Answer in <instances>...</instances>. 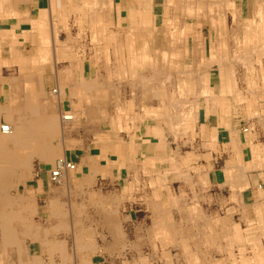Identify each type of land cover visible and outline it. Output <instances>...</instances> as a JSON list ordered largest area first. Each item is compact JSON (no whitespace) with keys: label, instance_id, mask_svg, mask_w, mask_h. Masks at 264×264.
I'll list each match as a JSON object with an SVG mask.
<instances>
[{"label":"bare ground","instance_id":"1","mask_svg":"<svg viewBox=\"0 0 264 264\" xmlns=\"http://www.w3.org/2000/svg\"><path fill=\"white\" fill-rule=\"evenodd\" d=\"M69 2L70 12L63 14ZM49 3L34 13L18 8L12 0H0V20L22 15L32 19L28 29H21L20 24L0 28V264H57L43 260L33 252L31 244L41 240L43 250L50 251V255L61 250L52 248L61 239L60 229L65 231L61 235L70 233L76 242L79 264H93L90 252L102 257L105 251L122 253L128 247L135 251V264H142L150 254H143L140 242L129 237L126 227L121 232L114 228L117 219L121 222V217H114L115 199L123 198L116 191H104L97 184L98 175L120 178L116 172L125 164L132 181L131 193L139 191L144 176H149L151 183L157 177L188 181L196 178L199 189L204 188L211 170L199 164L189 165L179 140L182 135H194L202 113L205 118L218 117L219 126L223 116L245 105L258 115L255 101L258 96L264 97V0ZM177 6L180 10L173 11ZM73 26L77 29L72 31ZM61 31L67 33L66 41L60 38ZM88 48L91 54H87ZM59 64L55 82L49 69L52 65L57 69ZM91 118L100 123L95 126L100 129V138L88 147L75 134L83 129L84 119L87 133L93 131L88 121ZM158 119L162 120L161 131L153 128L154 137L143 138L148 123L153 125ZM218 125L211 130L212 141ZM163 130L177 142V147L155 149ZM121 132L128 133L124 155ZM249 135L254 137L253 132ZM234 139L235 134L230 142ZM101 141L112 146L102 148ZM207 142L202 138L198 148L193 145V155L198 154V159ZM257 147L259 158L250 161L252 166L264 164L260 144ZM73 150H84L79 152V160L72 158ZM145 161L149 162L147 168ZM171 163L174 166L169 168ZM232 165L231 183L237 191L238 181H247V168ZM247 167L251 168L249 164ZM45 172L51 190L39 193L36 184L30 187L29 183ZM152 187L145 191L155 207L151 254L165 256L166 262L173 264L167 247L177 245L182 248L174 254L178 264H211L208 250H200V245L215 240L218 220L211 224L215 225L214 232L206 222L200 223L202 230L190 225V231L184 233L176 218L167 217L165 221L163 213H155L166 203L172 209L177 205L179 208L182 200H157L160 193L154 184ZM47 192L53 193L48 207L55 210V231L53 227L40 231L35 218L38 197ZM181 193L185 195L187 191ZM63 194L66 200L62 201ZM186 205L187 201L181 209ZM198 207L202 208L195 202L186 208L188 215L180 217L181 223L197 224ZM260 223H264V217ZM262 224L260 229H264ZM234 229V233L224 235L230 241L229 247L217 244L219 249L230 252L232 261L220 258L215 259L216 264H264V233L253 227ZM97 235L102 239L100 244L95 242ZM159 243L162 248H158ZM235 249L241 259L234 256Z\"/></svg>","mask_w":264,"mask_h":264},{"label":"crops","instance_id":"2","mask_svg":"<svg viewBox=\"0 0 264 264\" xmlns=\"http://www.w3.org/2000/svg\"><path fill=\"white\" fill-rule=\"evenodd\" d=\"M12 1L15 2L18 8H24L25 10L29 11L33 10L34 13L39 8L47 7V5L50 4L49 0H28L25 3H23L22 0ZM69 6L70 2L68 3V10L65 9L63 11V14H67L70 12ZM31 21L32 19H30V16L25 15L14 18L13 20L2 19L0 20V28L3 29L6 27H10L11 25L20 24L21 29H28L31 27ZM73 27L74 28L72 29V31L74 29H77V27ZM73 33H76V31H74ZM59 36L61 40H67V33H65V31H61ZM86 52L87 54H91L92 49L90 50V48H88ZM66 62H68V60H64L63 63ZM60 66L61 64H59L56 69L55 65H52L51 69H49V72L53 80L55 79V82L57 81L56 76L57 72H59L58 69ZM62 67H66L65 64H63ZM91 70L92 74H95V69L92 68ZM63 72H67V70H64ZM255 104L258 109V115L249 112L247 106L245 105V108H242V110L240 108H237L236 110L239 109L238 111L223 116L222 126L218 125V117L210 116L205 118L204 113H202V121L198 120L196 128L194 129V135L185 134L181 136V140H179L181 153L183 154L182 156L187 160L188 164H196V166L197 164H199L198 167L202 165L207 166L208 169L211 170V174L209 175L207 180L203 182L204 188H202V190L199 189L196 178L188 181L181 177L180 179H169L166 176L157 177L151 183L149 176H144L145 178L140 183L139 191L134 190L131 193L130 185L132 184V181L131 177L128 175V171H126L125 169V164H123L122 167L118 168V171L116 172L117 175L118 173L120 174V178L116 176L117 178L110 177L104 179L101 175H98L97 184H101L100 186L103 187L104 191H116V195H120L123 198L122 201H120L118 198L115 199L116 207L114 208V217H121V222H118L119 219H117L116 223L114 224V228L117 232H121L124 231V228L126 227L129 237L131 239H135V241L137 240L138 242H140L139 245L143 254H150L149 256L144 258V262L142 264H168L166 262L165 256H153V254H151V250L153 249L149 245L151 233L150 229L155 224V220L153 219L155 207L151 206L149 199L146 197L145 191H151L153 188V184L157 187L156 189H158L160 193L159 196H157V200L169 201V198L173 197L182 200L180 201L181 207L185 205L186 201V208L192 206V203L195 202L202 207H198L200 210V220L195 225L191 224L190 222L181 223L183 220H181L180 217H184L183 214L188 215V212H184L186 208H178V205L175 206L176 208L172 209L170 208V203H166L164 204V209H160L155 212L157 214L163 213L162 215H164L165 221H167V217L176 218V220H178V225L180 224V227H184V229H182L183 231H190V225L200 227V230H202L204 227L200 223L203 224L209 222L210 226H212V222H214L215 219L218 220V223L216 224L217 232L214 235L215 240H208L206 246L205 243L204 245H200V250H208L207 260L211 264H216L215 259L220 258H228V262L232 261V256H229L230 252L219 249L217 244L222 243V246L229 247L230 241L229 239L225 238L224 235L232 234V232L234 233L235 227H239L240 229L253 227L254 229H258L256 232L259 231L260 233H264L263 227L261 229L259 228V225L262 224L260 223V218L264 217V119L262 118L264 117V97L261 98V96H258ZM249 109L251 110L252 108ZM95 120L96 118L88 119L90 128L92 127L93 131H88L87 133V130H85V125L88 127V123L86 122L87 120L84 119L85 125L82 127L83 129L75 134L78 137H82L85 140L86 146L88 147L91 146L93 142L98 141L100 138V135L97 133L100 129H95V126H98L100 123ZM213 125H218L217 135L214 139L215 141H212V138L210 137L211 130L214 127ZM161 127H163L161 119H158L156 123H153V125L151 122H149L146 128L147 133L145 134V136H143V138H153L155 135L152 133L153 128H157L159 131H161ZM112 129L117 130V128L115 127H113ZM101 131L103 132V130ZM197 132L198 135L196 136ZM252 132L254 133L253 138H251L249 135ZM233 134H235L234 142H230L232 140ZM121 136H123L121 146L124 155L127 149L126 144L128 133L121 132ZM161 138L156 142V144H154L155 149L167 151L169 149V145L177 147L175 144L177 142H174L172 136L169 135L167 131L163 130L161 132ZM202 138L206 139L208 142L206 143L205 147L203 146L201 148V156L198 159V154L193 155L194 151H196L193 145L198 148V144ZM101 142L102 148H109L110 146H112V143L110 142ZM259 144L261 149L260 159L262 160L263 165L260 166L256 164L255 166H252L253 164L250 165V161L251 163H253L256 162L259 158L257 152V146H259ZM83 151L84 150H73L72 158H78L79 160V158L81 157L79 152L83 153ZM145 163V168H147L149 162L145 161ZM232 163L233 165L242 164V168H247L244 169L245 175L247 174L248 176L247 181L245 179H243V182L241 181L240 183L238 181V185H240V188H238L237 191L231 183V170L229 167ZM248 164L249 166H251V168L247 167ZM173 166L174 163L169 164V168ZM35 184L39 193H42L44 189L51 190L50 182L48 181L46 172L42 173L41 177L38 176V178H35V181H30L29 186L34 187ZM184 189L185 191H187V193H185V195H182L181 192ZM193 192L195 194H193ZM46 194H40L38 197V202L40 204H38V211L35 215V218L40 224V231H45V229L50 230L51 227H53L52 231H55L54 229L56 227L52 226L55 210L48 207L49 199L52 198L53 193L47 192ZM61 198L62 201L64 199L66 200L65 194H63V197ZM193 199H195V202L193 201ZM53 200L54 199H52V201ZM253 204H256L257 207ZM257 208L259 209V213L257 211ZM125 217H127V219H125ZM73 221L74 219L72 218L69 220L71 228L73 225ZM93 225L96 226L95 224ZM262 226H264V223L262 224ZM100 228H102V226ZM212 228L214 232L215 225L212 226ZM178 230H180V228L175 229V231ZM106 231L108 232L107 228ZM60 232L65 233L64 230L60 229L59 236L61 239L57 241L58 245H52V248H58L61 250H54L50 255V251L45 252L43 250L42 247L45 246H42L41 240L32 242L31 249L47 262L52 260L57 262V264H79L80 255H78V246L76 242H74L70 237V233L68 235H61ZM120 236L122 237V235ZM207 237H209V235ZM96 238L97 240H95V242L100 244L102 242V239H100L98 235L96 236ZM261 240L264 245V236H261ZM46 241L48 240L46 239ZM192 241L193 239L191 238V241L189 242L192 243ZM247 245L248 247L251 246L250 244ZM158 248H162L161 243L158 244ZM167 248H169V253L174 260L173 264H178V257L174 254L182 251V248L178 247L177 245L168 246ZM90 254V258L92 259L93 264H135L134 260L136 258L134 249L129 247L122 253H119V251L117 250H114L112 252L105 251L103 252L102 257L99 255V253L94 254L90 252ZM234 256L237 259L242 258L241 253H239L237 249L234 250ZM145 260L147 261L145 262Z\"/></svg>","mask_w":264,"mask_h":264},{"label":"rangeland","instance_id":"3","mask_svg":"<svg viewBox=\"0 0 264 264\" xmlns=\"http://www.w3.org/2000/svg\"><path fill=\"white\" fill-rule=\"evenodd\" d=\"M161 2V1H160ZM159 3V2H158ZM175 10H177V11H179L180 9H179V6H177V8L176 9H174L173 11H175ZM200 37H203V35H201ZM217 73V72H216Z\"/></svg>","mask_w":264,"mask_h":264}]
</instances>
